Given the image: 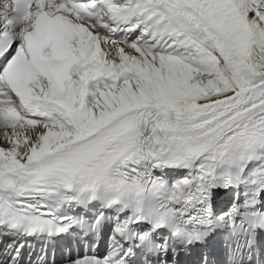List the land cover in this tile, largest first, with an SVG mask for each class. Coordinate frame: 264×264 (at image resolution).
I'll list each match as a JSON object with an SVG mask.
<instances>
[{
  "label": "snow or ice",
  "instance_id": "6c2138e0",
  "mask_svg": "<svg viewBox=\"0 0 264 264\" xmlns=\"http://www.w3.org/2000/svg\"><path fill=\"white\" fill-rule=\"evenodd\" d=\"M60 236L264 264V0H0V264Z\"/></svg>",
  "mask_w": 264,
  "mask_h": 264
}]
</instances>
